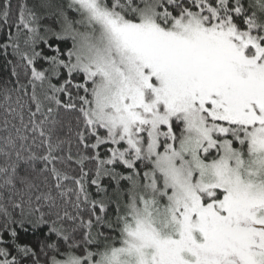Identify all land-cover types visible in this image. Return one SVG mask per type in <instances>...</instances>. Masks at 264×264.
Segmentation results:
<instances>
[{
  "label": "snow or ice",
  "instance_id": "snow-or-ice-1",
  "mask_svg": "<svg viewBox=\"0 0 264 264\" xmlns=\"http://www.w3.org/2000/svg\"><path fill=\"white\" fill-rule=\"evenodd\" d=\"M0 57V264H264V0H0Z\"/></svg>",
  "mask_w": 264,
  "mask_h": 264
},
{
  "label": "trees",
  "instance_id": "trees-1",
  "mask_svg": "<svg viewBox=\"0 0 264 264\" xmlns=\"http://www.w3.org/2000/svg\"><path fill=\"white\" fill-rule=\"evenodd\" d=\"M9 59H12L11 56H9ZM11 71V66H8L7 68L4 66L3 57H0V80H5L9 78V74ZM13 80L15 78H12Z\"/></svg>",
  "mask_w": 264,
  "mask_h": 264
}]
</instances>
